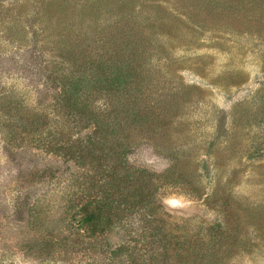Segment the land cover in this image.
<instances>
[{"label": "rangeland", "instance_id": "obj_1", "mask_svg": "<svg viewBox=\"0 0 264 264\" xmlns=\"http://www.w3.org/2000/svg\"><path fill=\"white\" fill-rule=\"evenodd\" d=\"M0 264H264V0H0Z\"/></svg>", "mask_w": 264, "mask_h": 264}, {"label": "trees", "instance_id": "obj_2", "mask_svg": "<svg viewBox=\"0 0 264 264\" xmlns=\"http://www.w3.org/2000/svg\"><path fill=\"white\" fill-rule=\"evenodd\" d=\"M99 208V207H98ZM98 208L96 209V213H90L87 212V208H83L81 209V211L78 213V215H76L77 217V226L79 228L80 231H82L83 233L87 234V233H95L96 229L98 226H100V213ZM100 209V208H99ZM147 255H151L154 259V257L156 256V259H158L160 257V254L158 252H153L152 253V249H147Z\"/></svg>", "mask_w": 264, "mask_h": 264}]
</instances>
